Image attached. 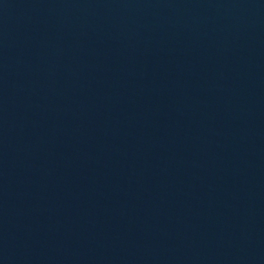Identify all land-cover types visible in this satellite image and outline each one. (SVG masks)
<instances>
[{"label":"water","instance_id":"1","mask_svg":"<svg viewBox=\"0 0 264 264\" xmlns=\"http://www.w3.org/2000/svg\"><path fill=\"white\" fill-rule=\"evenodd\" d=\"M0 264H264V0H0Z\"/></svg>","mask_w":264,"mask_h":264}]
</instances>
